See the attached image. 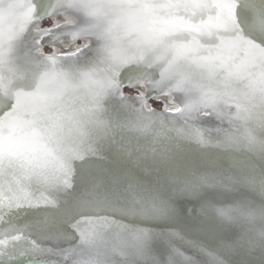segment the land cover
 Here are the masks:
<instances>
[{
	"label": "snow or ice",
	"instance_id": "1",
	"mask_svg": "<svg viewBox=\"0 0 264 264\" xmlns=\"http://www.w3.org/2000/svg\"><path fill=\"white\" fill-rule=\"evenodd\" d=\"M0 264H264V0H0Z\"/></svg>",
	"mask_w": 264,
	"mask_h": 264
},
{
	"label": "bare ground",
	"instance_id": "2",
	"mask_svg": "<svg viewBox=\"0 0 264 264\" xmlns=\"http://www.w3.org/2000/svg\"><path fill=\"white\" fill-rule=\"evenodd\" d=\"M187 206H188V207H198V205H196L194 202L189 203Z\"/></svg>",
	"mask_w": 264,
	"mask_h": 264
}]
</instances>
